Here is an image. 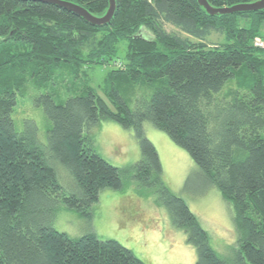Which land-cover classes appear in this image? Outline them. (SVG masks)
Listing matches in <instances>:
<instances>
[{
    "label": "trees",
    "instance_id": "obj_1",
    "mask_svg": "<svg viewBox=\"0 0 264 264\" xmlns=\"http://www.w3.org/2000/svg\"><path fill=\"white\" fill-rule=\"evenodd\" d=\"M62 1L97 17L110 6ZM207 1L223 8L257 0ZM214 33L223 41L208 44ZM257 39L264 41V10L211 16L198 0H116L111 22L93 26L55 4L0 0V264H146L116 240L72 238L45 218L62 203L90 220L102 191L123 188L127 171L87 136L102 121L133 131L142 157L128 172L160 193L155 202L195 248L194 264L227 260L167 187L146 123L185 150L205 184L232 205L236 263L264 264V49ZM104 66L102 89L114 110L90 85V71ZM30 93L48 121L47 142L33 120L14 116ZM62 171L72 192L60 183Z\"/></svg>",
    "mask_w": 264,
    "mask_h": 264
},
{
    "label": "rangeland",
    "instance_id": "obj_2",
    "mask_svg": "<svg viewBox=\"0 0 264 264\" xmlns=\"http://www.w3.org/2000/svg\"><path fill=\"white\" fill-rule=\"evenodd\" d=\"M167 30L178 33L171 26H167ZM144 35L150 36L146 31ZM221 41L223 37L214 33L207 43L215 45ZM124 53L122 43L120 55ZM108 71L109 68L104 66L93 68L89 73L90 85L104 99L102 86ZM121 92L128 105L133 108L135 100L132 95L126 89ZM35 96L30 93L25 98L20 97L14 116L33 120L38 127L40 140L47 142L48 121L43 108L34 104ZM105 100L114 110L111 102ZM144 129L147 138L158 151L163 180L169 190L185 200L208 232L212 246L227 260V264H238L234 252L237 247V232L232 205L223 199L215 187L205 184L191 156L166 133L156 129L151 123H146ZM87 136L98 154L113 166L127 171L123 188L102 191L99 202L92 207L90 220L79 216L62 203L49 211L51 217L45 218L50 219L51 225L58 231L67 233L72 238L94 233L102 240H116L146 264H194L197 258L195 248L187 243L185 233L173 226L166 208L155 202L160 193L140 185L132 178L133 173L128 172L142 157L133 131L112 121H102ZM60 181L68 192L74 190L70 175L63 172Z\"/></svg>",
    "mask_w": 264,
    "mask_h": 264
},
{
    "label": "water",
    "instance_id": "obj_3",
    "mask_svg": "<svg viewBox=\"0 0 264 264\" xmlns=\"http://www.w3.org/2000/svg\"><path fill=\"white\" fill-rule=\"evenodd\" d=\"M23 1H39L49 4H55L62 8L67 9L70 12L75 13L77 16L83 18L86 22L93 26H104L111 22L116 11V0H109L110 6L105 16L97 17L88 12L85 8L76 5L71 2L62 0H23ZM200 6H202L209 15H229L235 13L257 12L264 10V0H257L251 3L237 4L231 7L215 8L209 4L207 0H198ZM138 37V36H137Z\"/></svg>",
    "mask_w": 264,
    "mask_h": 264
},
{
    "label": "built area",
    "instance_id": "obj_4",
    "mask_svg": "<svg viewBox=\"0 0 264 264\" xmlns=\"http://www.w3.org/2000/svg\"><path fill=\"white\" fill-rule=\"evenodd\" d=\"M255 45L259 48H262L264 49V41L261 40V39H257L256 42H255Z\"/></svg>",
    "mask_w": 264,
    "mask_h": 264
}]
</instances>
